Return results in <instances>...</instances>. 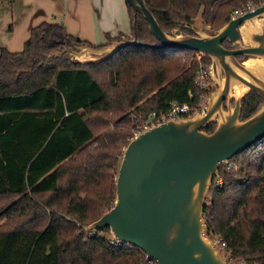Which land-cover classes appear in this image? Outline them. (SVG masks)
<instances>
[{
    "label": "trees",
    "instance_id": "obj_1",
    "mask_svg": "<svg viewBox=\"0 0 264 264\" xmlns=\"http://www.w3.org/2000/svg\"><path fill=\"white\" fill-rule=\"evenodd\" d=\"M246 1L264 3L143 0L164 32L182 26L188 35L185 26L196 16L216 29ZM127 8L132 33L107 34V44L133 37L139 44L101 63L53 55L88 43L59 22L32 27L21 52L0 45V264H145L137 247L110 245L107 228L85 227L114 203L134 123L171 103L196 104L195 73L209 58L199 62L194 51L144 45L158 42L146 20ZM262 102L254 92L246 95L240 119ZM214 128L212 122L203 130ZM227 162L209 190L206 232L220 236L233 256L264 264V138Z\"/></svg>",
    "mask_w": 264,
    "mask_h": 264
},
{
    "label": "water",
    "instance_id": "obj_2",
    "mask_svg": "<svg viewBox=\"0 0 264 264\" xmlns=\"http://www.w3.org/2000/svg\"><path fill=\"white\" fill-rule=\"evenodd\" d=\"M125 1L146 20L158 42L144 45L208 56L217 71L214 77L211 64L216 89L208 96L204 114L152 125L129 140L117 171L114 203L85 230L107 228L116 240L137 247L157 264H226L204 235L203 213L223 163L264 138V4L230 19L213 34H199L187 25L195 32L188 35L182 26L164 32L143 0ZM224 40L233 48H224ZM136 44L135 37L101 47L86 43L53 55L66 53L75 64L101 63ZM250 92L263 102L240 120L241 102ZM214 121V130L205 132L203 128Z\"/></svg>",
    "mask_w": 264,
    "mask_h": 264
},
{
    "label": "rangeland",
    "instance_id": "obj_3",
    "mask_svg": "<svg viewBox=\"0 0 264 264\" xmlns=\"http://www.w3.org/2000/svg\"><path fill=\"white\" fill-rule=\"evenodd\" d=\"M100 4V0H6V7L2 12H0V45L10 48V50L13 51L21 52L24 49V44L29 37V34L27 33L29 22L32 23L33 26H36L43 21L63 23L62 20L64 19H66V21L74 20V22L69 25V28L76 32H81L82 35L87 34V36L93 38V40L96 39V36L99 33H102V31H104V28L109 27V24L112 22V20L117 23L120 29L125 25L128 26L127 16L125 15L126 10L124 8L125 4L123 0V10L121 12L119 11L115 0H104L103 7H101ZM248 5L254 6L252 1H246L239 5L237 8L233 9L230 12V17L233 14V11L244 10ZM95 9L99 10L100 12L102 11V18L100 22H96L97 15H95ZM39 11H41L42 13H39ZM223 25H221L220 27H222ZM190 26H192V28L195 29L199 34H212L220 28L218 27L213 32H211L209 23L203 21L200 16H196L193 24ZM10 27L12 29L11 31H9ZM97 44L99 45V43ZM194 55V58L196 59L199 57H203L201 53H195ZM244 58L245 57H243V59ZM203 64L207 65L209 69L210 65L213 63L209 58V61ZM213 65V76L217 77L215 64ZM215 89V84L211 80V88L207 93L204 94L203 101L201 103L202 106L207 107L208 96ZM232 104L233 100L231 101V105ZM223 107L225 108L224 105ZM214 123L216 125V121H214ZM227 163L229 164V162H224L223 165ZM209 198L210 193L208 192L206 200H209ZM206 234L207 232H204L205 236Z\"/></svg>",
    "mask_w": 264,
    "mask_h": 264
},
{
    "label": "built area",
    "instance_id": "obj_4",
    "mask_svg": "<svg viewBox=\"0 0 264 264\" xmlns=\"http://www.w3.org/2000/svg\"><path fill=\"white\" fill-rule=\"evenodd\" d=\"M263 4V3H262ZM255 9V6L248 5L246 9L244 10H235L233 11V14L231 15V19L245 13L248 11H251ZM197 60L200 62L201 58H197ZM195 84L197 86L198 91V101L194 105L189 104H177V103H171L169 109L166 112H162L159 114L151 113L148 115L145 119H140L138 122L134 123V136L140 134L141 132L148 130L152 125H160L161 123H164L171 119H183L188 118L193 115L198 114H204L206 110V106H202L201 103L203 101V96L205 93L208 92V90L211 88V80H210V70L208 69V66L199 63V68L195 73ZM189 96H191V93L189 92ZM227 162V161H226ZM221 181H214L212 184L217 185ZM211 184V185H212ZM207 238L212 241L220 251V253L223 255L226 264H250L246 259L233 256L227 247L224 240L211 232H208L206 234ZM108 242L112 246H116L119 248L122 247H132L128 243H124L122 241L116 240L109 232L108 236ZM144 263L145 264H157L156 260L153 258H150L148 256H144ZM256 264V263H253Z\"/></svg>",
    "mask_w": 264,
    "mask_h": 264
},
{
    "label": "crops",
    "instance_id": "obj_5",
    "mask_svg": "<svg viewBox=\"0 0 264 264\" xmlns=\"http://www.w3.org/2000/svg\"><path fill=\"white\" fill-rule=\"evenodd\" d=\"M123 1H124V4H125L124 5L125 6L124 8L126 10L125 15L127 16L128 26L125 25L124 27H121V29H120V27L117 25V23L114 20H112V22L109 24V27L108 28H104V31H102V33H99L96 36V39L95 40H93V38L87 36V34H83L82 35L81 32H76L74 30H71L69 28V25H71L74 22V20L73 21L72 20L71 21L70 20L66 21V19H64V20H62V22H63L62 24L68 30V33L71 34L72 36H74L76 39H79V40H82V41H86V42H88L89 44H91L92 46H95V47H98V46H101V45H106L107 42H108V40L106 38V35L107 34L108 35H111V36H116L119 33H122V34H125V35H130L132 33V27H131V21H130V16H129L128 8H127V3H126L125 0H123ZM103 2H104V0H100L101 7H103ZM115 2L117 4V7H118L119 11L121 12L123 10L122 0H115ZM5 4H6V0H0V12H2L5 9V7H6ZM95 10H96V14L95 15H97L96 22H100L101 21V18H102V11L100 12L97 9H95ZM39 13H42V12L39 11ZM87 21H90V20H87ZM118 22H120V21H118ZM32 27H34L33 24L29 22L28 27H27V33L28 34H29L30 29ZM9 29H10L9 31L12 30L11 27ZM97 43H99V45ZM5 48L9 52H18V51L10 50V48H7V47H5Z\"/></svg>",
    "mask_w": 264,
    "mask_h": 264
},
{
    "label": "flooded vegetation",
    "instance_id": "obj_6",
    "mask_svg": "<svg viewBox=\"0 0 264 264\" xmlns=\"http://www.w3.org/2000/svg\"><path fill=\"white\" fill-rule=\"evenodd\" d=\"M211 32H213L215 29L210 28ZM213 34V33H212ZM221 45L226 48V49H231L233 48V45H231L227 40H224L221 42ZM195 53H199V52H195ZM244 56L241 55H237L236 58L239 60H242Z\"/></svg>",
    "mask_w": 264,
    "mask_h": 264
}]
</instances>
